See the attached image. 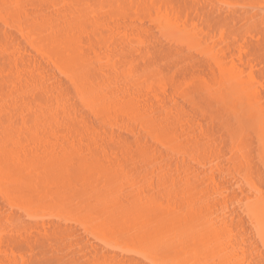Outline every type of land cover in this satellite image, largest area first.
I'll list each match as a JSON object with an SVG mask.
<instances>
[{
    "label": "bare ground",
    "instance_id": "bare-ground-1",
    "mask_svg": "<svg viewBox=\"0 0 264 264\" xmlns=\"http://www.w3.org/2000/svg\"><path fill=\"white\" fill-rule=\"evenodd\" d=\"M0 200V264H264V0H0Z\"/></svg>",
    "mask_w": 264,
    "mask_h": 264
},
{
    "label": "rangeland",
    "instance_id": "rangeland-1",
    "mask_svg": "<svg viewBox=\"0 0 264 264\" xmlns=\"http://www.w3.org/2000/svg\"><path fill=\"white\" fill-rule=\"evenodd\" d=\"M243 198L240 196V197H238V199H236L235 201L236 202H234L235 204H234V206H236V205H238L241 201L240 200H242ZM238 200V201H237ZM0 202H3L2 200H0ZM238 202V203H237Z\"/></svg>",
    "mask_w": 264,
    "mask_h": 264
}]
</instances>
